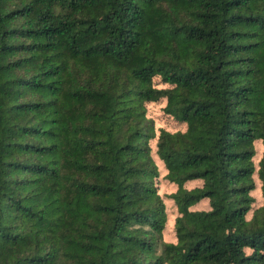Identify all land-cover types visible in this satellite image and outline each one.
Listing matches in <instances>:
<instances>
[{"label": "trees", "instance_id": "16d2710c", "mask_svg": "<svg viewBox=\"0 0 264 264\" xmlns=\"http://www.w3.org/2000/svg\"><path fill=\"white\" fill-rule=\"evenodd\" d=\"M257 141L264 0H0V264H264Z\"/></svg>", "mask_w": 264, "mask_h": 264}, {"label": "rangeland", "instance_id": "374dc122", "mask_svg": "<svg viewBox=\"0 0 264 264\" xmlns=\"http://www.w3.org/2000/svg\"><path fill=\"white\" fill-rule=\"evenodd\" d=\"M164 104H165L164 101L163 102L159 101V102H155V103H150L148 105V113L150 116H152L155 119L157 126L158 127H164L170 131L185 130V125L178 124L175 120H173V118H171L169 115H167L163 111ZM256 147H257V155L255 157V161L257 162L260 159L261 154L263 153L264 146H263L261 141H257ZM160 165H161L162 172L164 173L165 170L163 168V165L161 163H160ZM159 182L161 183V192H163L165 190V184H164L165 182H164V180L162 182L161 181H159ZM188 186L189 187L194 186V182L188 183ZM169 191H172V190L169 189ZM252 193L256 197L255 205L261 204L262 193H261V182L259 180H257V188ZM205 204H202L199 207L205 208ZM206 207H207V204H206ZM172 239L175 240L174 237Z\"/></svg>", "mask_w": 264, "mask_h": 264}]
</instances>
